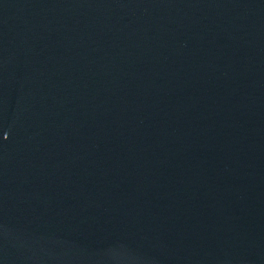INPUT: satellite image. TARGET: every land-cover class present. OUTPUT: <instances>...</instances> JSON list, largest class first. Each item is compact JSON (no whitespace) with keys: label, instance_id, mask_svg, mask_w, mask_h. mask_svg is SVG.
<instances>
[{"label":"water","instance_id":"1","mask_svg":"<svg viewBox=\"0 0 264 264\" xmlns=\"http://www.w3.org/2000/svg\"><path fill=\"white\" fill-rule=\"evenodd\" d=\"M0 264H264V0H0Z\"/></svg>","mask_w":264,"mask_h":264}]
</instances>
